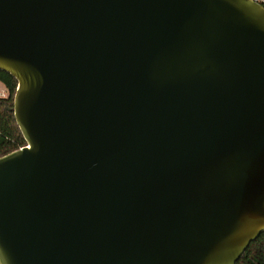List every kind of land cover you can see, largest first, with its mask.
<instances>
[{
  "label": "water",
  "instance_id": "water-1",
  "mask_svg": "<svg viewBox=\"0 0 264 264\" xmlns=\"http://www.w3.org/2000/svg\"><path fill=\"white\" fill-rule=\"evenodd\" d=\"M0 69V264H236L264 232L263 5L0 0Z\"/></svg>",
  "mask_w": 264,
  "mask_h": 264
},
{
  "label": "trees",
  "instance_id": "trees-1",
  "mask_svg": "<svg viewBox=\"0 0 264 264\" xmlns=\"http://www.w3.org/2000/svg\"><path fill=\"white\" fill-rule=\"evenodd\" d=\"M0 82L8 90L7 97H0V156L25 145L23 134L14 117V97L18 81L0 69ZM236 264H264V232L252 241Z\"/></svg>",
  "mask_w": 264,
  "mask_h": 264
},
{
  "label": "built area",
  "instance_id": "built-area-1",
  "mask_svg": "<svg viewBox=\"0 0 264 264\" xmlns=\"http://www.w3.org/2000/svg\"><path fill=\"white\" fill-rule=\"evenodd\" d=\"M253 1L264 6V0H253ZM7 96H8L7 88L0 91V97H7Z\"/></svg>",
  "mask_w": 264,
  "mask_h": 264
},
{
  "label": "rangeland",
  "instance_id": "rangeland-1",
  "mask_svg": "<svg viewBox=\"0 0 264 264\" xmlns=\"http://www.w3.org/2000/svg\"><path fill=\"white\" fill-rule=\"evenodd\" d=\"M6 87L4 86V84H2L1 82H0V91L1 90H3V89H5Z\"/></svg>",
  "mask_w": 264,
  "mask_h": 264
}]
</instances>
